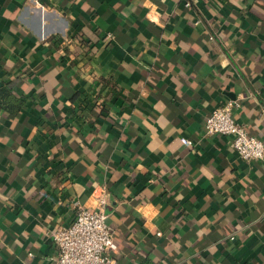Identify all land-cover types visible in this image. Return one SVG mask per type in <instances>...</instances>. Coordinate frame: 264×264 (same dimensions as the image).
<instances>
[{
	"label": "crops",
	"instance_id": "1",
	"mask_svg": "<svg viewBox=\"0 0 264 264\" xmlns=\"http://www.w3.org/2000/svg\"><path fill=\"white\" fill-rule=\"evenodd\" d=\"M8 93L24 106L0 100V264H55L52 233L102 189L116 264H264V160L205 134L237 101L264 143V0H0Z\"/></svg>",
	"mask_w": 264,
	"mask_h": 264
},
{
	"label": "built area",
	"instance_id": "2",
	"mask_svg": "<svg viewBox=\"0 0 264 264\" xmlns=\"http://www.w3.org/2000/svg\"><path fill=\"white\" fill-rule=\"evenodd\" d=\"M190 6V3L187 4ZM113 39L112 35L106 37V43ZM66 52L78 47L84 50L83 59L92 57L89 45L80 36H65L52 40ZM65 55V54H64ZM74 55L69 54V58ZM239 106L237 101H227L225 105L214 110L205 122L207 136H231L232 148L247 162L264 160V143L247 133L244 126L239 124L233 111ZM182 143L188 147L192 142L183 139ZM96 206L83 207L78 204V213L75 221L68 227H61L52 233L57 248L55 264H116L119 253L112 230L108 224V198L104 189L95 197Z\"/></svg>",
	"mask_w": 264,
	"mask_h": 264
},
{
	"label": "trees",
	"instance_id": "3",
	"mask_svg": "<svg viewBox=\"0 0 264 264\" xmlns=\"http://www.w3.org/2000/svg\"><path fill=\"white\" fill-rule=\"evenodd\" d=\"M219 5H227L230 0H210ZM0 100L3 103L2 108L9 113L16 114L24 106V102L16 98L13 94H0Z\"/></svg>",
	"mask_w": 264,
	"mask_h": 264
}]
</instances>
